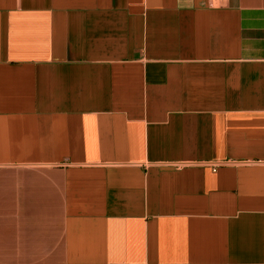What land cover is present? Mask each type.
Here are the masks:
<instances>
[{
  "label": "crops",
  "instance_id": "obj_1",
  "mask_svg": "<svg viewBox=\"0 0 264 264\" xmlns=\"http://www.w3.org/2000/svg\"><path fill=\"white\" fill-rule=\"evenodd\" d=\"M0 264H264V0H0Z\"/></svg>",
  "mask_w": 264,
  "mask_h": 264
},
{
  "label": "built area",
  "instance_id": "obj_2",
  "mask_svg": "<svg viewBox=\"0 0 264 264\" xmlns=\"http://www.w3.org/2000/svg\"><path fill=\"white\" fill-rule=\"evenodd\" d=\"M220 0H209V6L210 7H215V6H219Z\"/></svg>",
  "mask_w": 264,
  "mask_h": 264
}]
</instances>
